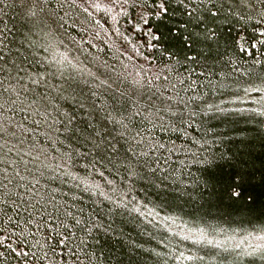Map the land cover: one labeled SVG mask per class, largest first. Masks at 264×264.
<instances>
[{
  "label": "trees",
  "instance_id": "1",
  "mask_svg": "<svg viewBox=\"0 0 264 264\" xmlns=\"http://www.w3.org/2000/svg\"><path fill=\"white\" fill-rule=\"evenodd\" d=\"M0 240L264 264V0H0Z\"/></svg>",
  "mask_w": 264,
  "mask_h": 264
},
{
  "label": "snow or ice",
  "instance_id": "2",
  "mask_svg": "<svg viewBox=\"0 0 264 264\" xmlns=\"http://www.w3.org/2000/svg\"><path fill=\"white\" fill-rule=\"evenodd\" d=\"M167 12V8L164 6V4L163 3H161L159 6H158V11H157V15H160V14H162V13H166ZM211 15L212 16H216V12H212L211 13ZM148 25H149V22H148V20H145V27H148ZM155 39H159V37H156ZM191 59V58H190ZM74 119H75V117L73 116V117H69V123L71 124L73 121H74ZM90 135H91V133H89ZM97 135H99V133H97ZM98 148L99 147H101V146H103V142L101 143V144H98V145H96ZM231 195L234 197V198H238L239 197V195H240V193H239V191H237V190H233L232 191V193H231ZM0 243H2V240H0ZM12 251L13 252H15L16 253V255H27V253H21V252H16V250L15 249H12ZM4 254L2 253V252H0V257H2Z\"/></svg>",
  "mask_w": 264,
  "mask_h": 264
}]
</instances>
